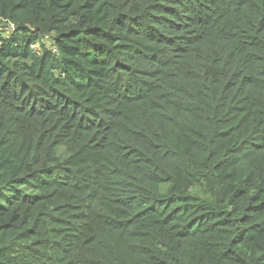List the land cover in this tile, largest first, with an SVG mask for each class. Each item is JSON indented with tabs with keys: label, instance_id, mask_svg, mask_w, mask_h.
<instances>
[{
	"label": "trees",
	"instance_id": "16d2710c",
	"mask_svg": "<svg viewBox=\"0 0 264 264\" xmlns=\"http://www.w3.org/2000/svg\"><path fill=\"white\" fill-rule=\"evenodd\" d=\"M0 264H264V0H0Z\"/></svg>",
	"mask_w": 264,
	"mask_h": 264
}]
</instances>
